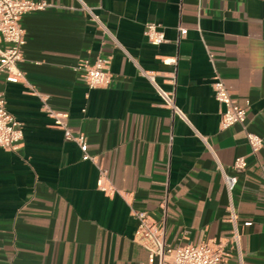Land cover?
<instances>
[{
  "label": "crops",
  "instance_id": "0c3cea01",
  "mask_svg": "<svg viewBox=\"0 0 264 264\" xmlns=\"http://www.w3.org/2000/svg\"><path fill=\"white\" fill-rule=\"evenodd\" d=\"M34 1L47 7L21 17L23 76H0L24 133L17 150L0 148V264H155L131 209L159 221L165 199L171 248L222 244L230 256L220 264H264V0ZM148 22L164 34L158 46ZM97 56L110 60L111 80L90 89L74 67ZM142 70L175 92L187 121ZM215 76L245 109L246 130L262 136L258 152L242 125L219 128ZM47 109L68 114L115 191L97 187L98 167ZM237 156L248 164L228 194L221 172L235 173Z\"/></svg>",
  "mask_w": 264,
  "mask_h": 264
},
{
  "label": "built area",
  "instance_id": "2783aa9c",
  "mask_svg": "<svg viewBox=\"0 0 264 264\" xmlns=\"http://www.w3.org/2000/svg\"><path fill=\"white\" fill-rule=\"evenodd\" d=\"M47 7L45 1L34 0H0V76H5L9 80H19L23 72L19 68L22 61V49L25 44L24 30L20 24L21 17L29 12L44 10ZM89 15L96 23L105 30V26L100 19L93 15L87 8ZM144 34L150 44L158 46L164 42V34L159 25L154 22L145 24ZM110 60L97 56L90 63L88 59H81L77 62L74 70L78 73L79 79L90 89L102 88L107 86L111 80ZM141 73L152 84L158 94L161 104L170 109L173 114L187 121L185 114L175 104V92L165 90L155 80V74L141 71ZM213 96L222 106L220 112L219 128L225 130L233 125L240 124L245 130L246 141L252 153L258 152L263 143L262 136L246 130L245 119L246 111L238 105L236 100L227 91L224 81L221 77L215 76L212 82ZM48 115L53 119L54 126L63 131L66 141L74 142L81 151L82 160L93 162L99 170V176L96 181L97 187L106 192H113L112 186L104 184L106 176L103 170L96 162L95 156L88 152L87 138L82 133H74L69 128L66 112H58L47 109ZM23 127L21 123L7 110L6 100L3 93L0 92V148L10 151L18 149L23 140ZM206 144L204 138H202ZM245 156H237L232 164L235 173L229 174L222 171L225 188L228 194H231L238 181V173L243 172L247 167ZM163 216L159 221L151 219L144 210L131 209V214L137 219L138 226L135 230V238L149 252L151 258H156L155 264H220L230 256V253L222 244H186L176 248H171L165 242V212L166 199L161 204ZM230 220L235 223L236 215L231 207ZM169 256V258H167ZM241 264V261H240Z\"/></svg>",
  "mask_w": 264,
  "mask_h": 264
}]
</instances>
